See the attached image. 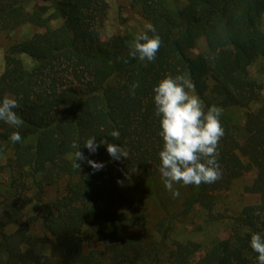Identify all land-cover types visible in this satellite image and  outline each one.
<instances>
[{
	"label": "trees",
	"instance_id": "trees-1",
	"mask_svg": "<svg viewBox=\"0 0 264 264\" xmlns=\"http://www.w3.org/2000/svg\"><path fill=\"white\" fill-rule=\"evenodd\" d=\"M30 1L0 0V31L27 22L44 28L8 47L0 75V101L5 95L17 99L14 111L24 122L14 128L0 121V175L10 177L0 179V247L11 258L32 257L31 248L21 253L22 246L47 243L62 264H159L164 254L168 264H258L250 239L252 233L264 236V106L247 111L242 128L224 109L248 107L260 97L248 68L264 57V0H186L181 6L132 0L161 37L153 61L129 55L135 40L129 33L101 38L106 0H42L49 1L47 7L35 0L28 9ZM202 36L207 51L192 54ZM21 54L31 58L30 65ZM166 74L185 75L205 111L212 105L223 109L224 136L217 149L221 178L188 185L182 211L196 204L212 208L214 192L244 174L245 160L256 170L246 190L262 196L235 216L233 238L216 241L198 257L200 243L191 240L164 250L174 214L159 219L157 238L141 210L120 206L124 179L136 170L146 177L160 174L163 140L153 89ZM134 82L139 87L133 97ZM113 130L119 131L118 140L111 138ZM14 131L21 135L17 143L10 140ZM90 137L99 145L95 153L83 144ZM101 140L125 148L128 158L114 160ZM73 143L103 168L94 170L86 160L74 168ZM50 185L62 193L44 202L40 217L48 233L40 236L29 232L22 209L31 201L32 186ZM18 221L16 230H6ZM85 227L103 238L102 247L86 252Z\"/></svg>",
	"mask_w": 264,
	"mask_h": 264
},
{
	"label": "rangeland",
	"instance_id": "rangeland-1",
	"mask_svg": "<svg viewBox=\"0 0 264 264\" xmlns=\"http://www.w3.org/2000/svg\"><path fill=\"white\" fill-rule=\"evenodd\" d=\"M108 9L103 15V27L100 30L102 39H108L115 34L129 33L135 38L141 32L146 31L145 24L149 21L144 18L132 0H106ZM170 5L181 6L186 0H166ZM35 0L30 1L28 9L32 8ZM36 3L48 6L49 1L37 0ZM264 29V16L262 19ZM44 28L32 23H22L12 30L0 31V75L5 69V54L8 47L23 38L34 34L43 33ZM207 42L204 36L198 39L196 47L191 51L192 54L207 51ZM21 58L26 65H30L32 60L28 55L21 54ZM249 76L255 79L260 85L259 99L251 102L248 107L229 106L224 109L226 116L242 128L245 122L247 111H256L264 106V57L256 58L249 66ZM131 77L136 80V71H131ZM210 87L213 84L211 78L208 79ZM191 94H195L192 90ZM5 157L2 163H5ZM246 169L244 174L234 179L229 185L214 192V203L212 208L203 204H196L187 212L182 211L183 200L190 194L191 188L181 183H174L173 188L179 191V196L174 197L163 183L161 174L153 177L144 176L139 170L134 175L122 181L120 206L124 210L135 206L141 210L147 219V230L158 238L156 233L157 223L166 214H174L171 218V226L168 237L165 240L164 250L174 246L178 241H195L200 243V251L197 256L210 248L216 241L224 238H233L236 233L235 216L241 209L248 204H258L262 202L260 193L249 192L246 186L253 182L256 170L245 160ZM9 171L8 169H6ZM0 179H10L9 174L0 175ZM62 193L59 186L50 185L45 188L32 186L28 191L31 201L22 209L21 219L29 224L31 233L37 235L47 234V230L42 225L40 213L45 201H49ZM20 221L10 224L6 230L13 232L18 228ZM83 243L86 252L93 248H100L103 245V238L85 227L82 231ZM32 249V257L28 254L21 257H10L4 248L0 247V264H62V258L52 252V248L47 243L38 242L32 246L24 245L21 253L26 249ZM165 254L159 264H168L164 260ZM164 260V261H163ZM10 261L9 263H7Z\"/></svg>",
	"mask_w": 264,
	"mask_h": 264
},
{
	"label": "clouds",
	"instance_id": "clouds-1",
	"mask_svg": "<svg viewBox=\"0 0 264 264\" xmlns=\"http://www.w3.org/2000/svg\"><path fill=\"white\" fill-rule=\"evenodd\" d=\"M145 29L131 43L129 55L138 56L141 61H153L162 40L151 23H146ZM138 87L139 82H134L130 86V95L134 97ZM192 90L193 84L185 75L173 77L170 74H166L153 89L155 114L160 118L159 135L163 140V147L159 152V172L165 188L174 197L179 196V191L173 188L174 183L199 186L202 183H214L222 175L217 149L224 136V128L219 119L223 109L212 105L205 111L200 97L191 94ZM19 106L17 99L5 95L0 101V121L14 128L22 126L23 120L14 111ZM110 136L113 140H118L120 133L113 130ZM10 140L13 143L19 142L20 133L12 132ZM83 144L91 153H95L99 147L96 137H90ZM100 144L107 145V152L114 160L128 158L129 153L125 148L108 143L107 140H101ZM72 147L78 149L74 153V168L80 169L81 165L77 161L85 160L94 170L103 168V164L87 159L79 151L80 144L73 143ZM250 247L258 254V264H264V236L252 233Z\"/></svg>",
	"mask_w": 264,
	"mask_h": 264
}]
</instances>
